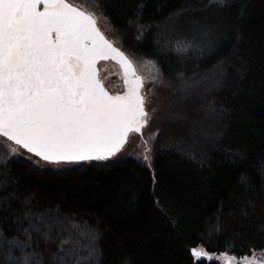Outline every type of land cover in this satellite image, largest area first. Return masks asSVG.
Here are the masks:
<instances>
[{"label": "trees", "instance_id": "trees-1", "mask_svg": "<svg viewBox=\"0 0 264 264\" xmlns=\"http://www.w3.org/2000/svg\"><path fill=\"white\" fill-rule=\"evenodd\" d=\"M81 1L158 65L162 123L143 157L121 149L62 168L0 143V264L264 251V0Z\"/></svg>", "mask_w": 264, "mask_h": 264}, {"label": "snow or ice", "instance_id": "snow-or-ice-1", "mask_svg": "<svg viewBox=\"0 0 264 264\" xmlns=\"http://www.w3.org/2000/svg\"><path fill=\"white\" fill-rule=\"evenodd\" d=\"M110 58L123 69V95H109L97 78V61ZM142 87L92 12L66 0H0V137L49 162L108 159L147 124ZM190 253L193 264L220 256L223 264L264 261L254 250Z\"/></svg>", "mask_w": 264, "mask_h": 264}, {"label": "rangeland", "instance_id": "rangeland-1", "mask_svg": "<svg viewBox=\"0 0 264 264\" xmlns=\"http://www.w3.org/2000/svg\"><path fill=\"white\" fill-rule=\"evenodd\" d=\"M73 4H77L80 7H83L89 11H92L97 17L98 26L107 34L108 37L120 47L123 46L119 42V38L114 34V29L110 26V22L107 18L102 17L97 13L95 7L91 6L89 3L82 2L81 0H69ZM124 49V48H123ZM126 50V49H125ZM128 51V50H126ZM130 54V53H129ZM132 59L135 61L138 70L145 77V104L147 108V120L148 123L143 129V133L131 132L126 142L125 146L120 151L121 155H135L138 157H143L147 154V147L157 133L158 126L161 125L163 108L165 104V99L167 97V90L161 85L162 76L156 62L148 57H138L130 54ZM101 76L104 79L107 87L112 91H123L125 89V84L123 80V74L120 66L112 59L102 60L99 62ZM167 94V95H166ZM0 143H5V147L9 153L14 156H22L33 160L36 164L41 166H51L54 168H62L65 166L73 165L79 161H60L49 162L43 160L41 157L36 156L34 153L28 152L27 149H24L22 146L15 145L13 142L8 141L4 137H0ZM5 149V150H6ZM12 149H15L13 152ZM88 161V160H87ZM259 257L264 251H255ZM251 256V255H248ZM257 264H264V261H257Z\"/></svg>", "mask_w": 264, "mask_h": 264}, {"label": "flooded vegetation", "instance_id": "flooded-vegetation-1", "mask_svg": "<svg viewBox=\"0 0 264 264\" xmlns=\"http://www.w3.org/2000/svg\"><path fill=\"white\" fill-rule=\"evenodd\" d=\"M79 8H83V7H79ZM83 9H84L85 11H87V12H92V11H89V10H87V9H85V8H83ZM92 13H93V12H92ZM93 14H94V13H93ZM94 15H95V14H94ZM95 17H96V15H95ZM101 30H102V29H101ZM102 31H103V30H102ZM103 32H104V31H103ZM104 34H105L106 38H108V39H109L114 45H116L117 48H120L119 50H121V52H123L124 55H125L126 57H128V59H130V60L133 62V66L135 67L136 74H137L138 76H141V77L143 78V87L140 89V92H142V94L144 95L143 90H144V87H145V77H144V75L138 70L135 61H134V60L132 59V57L130 56L131 53L129 54L128 51H126V50L123 49L122 47L118 46V45L112 40V38H110V37L107 36V34H106L105 32H104ZM110 59H111V58H110ZM112 60H114V61L120 66V68H121V65L117 62L116 59H112ZM100 61H102V60H98V61H97L95 67L99 69V78H100L101 80H103L105 86L107 87V85H106L104 79H103L102 76H101L100 65H99V62H100ZM121 70H122L123 80H124V84H125V77H124L123 69L121 68ZM107 88H108V87H107ZM108 89H109V88H108ZM109 90H110V93H111L112 95H118V94H123V93H125V92L127 91V87H126V85H125V89H124L123 91H117V92H115V91H112L111 89H109ZM144 101H145V95H144ZM141 134H142V133H141Z\"/></svg>", "mask_w": 264, "mask_h": 264}, {"label": "water", "instance_id": "water-1", "mask_svg": "<svg viewBox=\"0 0 264 264\" xmlns=\"http://www.w3.org/2000/svg\"><path fill=\"white\" fill-rule=\"evenodd\" d=\"M66 2H68V3H71V4H73L71 1H69V0H66ZM74 6H76V7H80V6H78L77 4H73ZM96 20H97V17H96ZM97 28L100 30V32L104 35V37H105V39H107L112 45H113V47H115V48H117V46L116 45H114L108 38H106V36H105V34H104V32L101 30V28L98 26V23H97ZM118 50L120 49V48H117ZM119 51H121V50H119ZM96 70H97V78L100 80V82L102 83V85H103V87H104V89L109 93V95H112L111 93H110V90L105 86V84H104V82H103V80H101L100 78H99V69L98 68H96ZM124 94V93H123ZM123 94H118V95H123ZM140 94L144 97V95L142 94V92H140ZM144 110H145V112L147 113V108H146V104H145V101H144ZM146 120H147V118H146ZM147 123H148V120H147ZM143 132V128L141 129V131L139 132V133H142ZM130 134V133H129ZM128 138H129V135H128V137H127V141H128ZM125 145V144H124ZM123 148V147H122ZM121 148V149H122ZM117 153V152H116ZM195 248V247H194Z\"/></svg>", "mask_w": 264, "mask_h": 264}]
</instances>
